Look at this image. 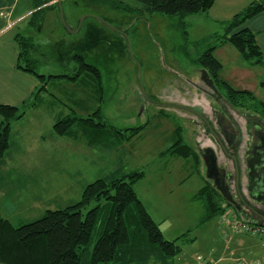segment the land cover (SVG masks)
Returning a JSON list of instances; mask_svg holds the SVG:
<instances>
[{
    "label": "rangeland",
    "instance_id": "rangeland-1",
    "mask_svg": "<svg viewBox=\"0 0 264 264\" xmlns=\"http://www.w3.org/2000/svg\"><path fill=\"white\" fill-rule=\"evenodd\" d=\"M12 1L17 15L27 14L14 28V36H32L46 56L40 73H63L64 64H70L75 54L82 53L103 73L104 118L122 129L148 125L138 136L114 150L90 147L84 139L58 137L53 125L60 113L75 109L77 114L86 116L79 102H85L90 111L99 103L87 87L66 80H51L39 105L12 123L6 156L8 167H0L2 216L19 226L40 218L48 209L78 202L87 184L99 173L115 169L122 159L126 171L145 172L135 189L149 214L160 224L164 237L171 241L192 229L190 238L196 240H178L182 251L173 258L174 264H209L206 254L212 249L221 250L219 246L229 241L233 231L221 223L220 217L224 215L232 220L246 217L224 201L218 217L195 227L203 207L200 201H192L191 195L206 182L212 186L215 183L209 178L201 156L198 162L187 159L190 165L181 158L161 156L174 142L173 135L180 126L186 143L196 149H213L218 166L226 169L225 182L234 195L232 163L215 139L217 135L224 140L218 121L219 115L227 117L213 97L197 89L202 88L209 94L212 91L197 62L199 48L193 43L187 47L178 26L179 18L147 15L138 8V3L129 0H122L123 4L116 7L92 5L88 0H62L67 25L73 31L83 15L96 16L84 19L76 33L63 26L57 0H43L39 7H33V0ZM227 5L219 0L212 7L214 14L228 12ZM38 10H41L40 22L32 28L29 20ZM210 10L207 18L204 13L186 18L191 41L215 30L216 22ZM103 20L109 25L103 24ZM222 102L235 122L243 127L246 124L243 114H251L249 109ZM191 174L187 184L178 188L182 176ZM239 181L243 195L247 196V181L242 172ZM237 232H233L232 246L240 245L241 257L251 261L254 259L250 258L264 252L260 236L245 230Z\"/></svg>",
    "mask_w": 264,
    "mask_h": 264
},
{
    "label": "trees",
    "instance_id": "trees-1",
    "mask_svg": "<svg viewBox=\"0 0 264 264\" xmlns=\"http://www.w3.org/2000/svg\"><path fill=\"white\" fill-rule=\"evenodd\" d=\"M43 0H33L39 7ZM92 5L116 7L122 0H88ZM138 3L147 15L156 14L178 17L181 36L187 47L192 43L199 48L197 62L202 73H208L218 96L230 107L248 108L264 117V102L249 90L234 88L221 75L223 66L215 57V51L230 44L250 66H262L264 54L256 41V34L245 26L246 22L264 12V0H252L231 19L220 22L218 30L196 40L189 38L187 17L195 13L207 14L215 0H129ZM41 10L31 15L29 24L36 28ZM95 19V17H93ZM97 20V19H96ZM103 24L107 25L103 22ZM108 26V25H107ZM19 47L17 68L37 78L39 85L31 97L21 106L0 104V167H8L6 156L10 148L12 123L26 116L39 105L40 97L48 92L51 80H66L89 88L98 101V107L90 111L85 102H79L88 115L60 113L53 130L58 137L84 139L90 147L114 150L138 136L147 123L131 128H116L102 114L105 96L103 73L89 62L82 53L75 54L65 72L43 74L39 72L46 63V56L32 36L17 34ZM192 44V45H193ZM264 90V79L260 82ZM160 114H164L160 111ZM167 116V115H166ZM174 142L161 156H176L198 162L200 151L185 142L182 128L178 126ZM118 163L115 169L99 173L84 188L82 198L66 207L48 209L43 216L15 226L0 212V264H174L173 258L181 253L178 240L193 241L192 230L175 240H167L139 198L135 185L145 177L139 170L126 171ZM203 207L196 227L218 217L222 203L231 204L218 186L205 183L194 195ZM90 207V208H88Z\"/></svg>",
    "mask_w": 264,
    "mask_h": 264
},
{
    "label": "crops",
    "instance_id": "crops-1",
    "mask_svg": "<svg viewBox=\"0 0 264 264\" xmlns=\"http://www.w3.org/2000/svg\"><path fill=\"white\" fill-rule=\"evenodd\" d=\"M224 1L225 3H228L227 5L228 12H224V13L222 12L223 13L222 15L221 12L220 13L215 12L214 14L213 8H211L210 10V12L214 14L213 21L216 22L215 24L216 27L215 30H213V32L218 30L220 22L231 19L236 13L244 9L252 0H224ZM217 2H219V0H215L213 7H216ZM26 16L27 14L25 13L20 15L16 14L14 1L0 0V104L20 106L31 97L32 93L36 90V88L39 85V81L37 80L36 77H34L29 73L23 72L17 68L19 47L15 40L13 30L16 27V25H18ZM207 17L208 15L206 14L205 18ZM10 24H12V26H10ZM245 26L256 34L257 44L260 46L264 54V12L249 19L246 22ZM215 57L221 62L223 66L221 75L227 82H229L236 89L251 91L260 101L264 102V93H262L264 92V90H262L260 87V82L264 79V62L262 66H250L246 64L242 59L240 53L230 44H225L219 47L215 51ZM230 61H234V62L231 63L230 65L229 64ZM197 89L199 91L201 89L200 92H203L205 95H209L210 97V94L206 92L204 89L202 88H197ZM210 93H213V91H210ZM0 121H1V117H0ZM205 123H207V125L209 124L206 119H205ZM198 150L200 151V148H198ZM175 157L176 156H169V158H175ZM177 158H181V157H177ZM119 161L121 160L119 159ZM187 164L190 165L191 163H189V161L187 160ZM190 177H192V174L189 176L188 175L182 176V182H179L178 188L180 189L183 188L187 184V181L190 179ZM223 185L228 186L227 184L226 185L223 184ZM215 186L217 187V185ZM197 192H193V194L191 195L190 199L192 201L194 199L193 198L194 195ZM188 230H192V229H188ZM229 230L231 229L229 228ZM233 232L235 234L238 233L237 231L233 230L232 233H230L229 235V241L226 244L221 243V246H219V249L221 250L215 251L212 249L206 254V257L209 259V264H236L237 259L244 258L241 257V255L239 254L240 253L239 250L240 249L242 250V248L238 247L239 244L232 246L233 245L232 242L234 241V236H235ZM192 239L194 240L190 242H194L196 240V238H192ZM260 257H264V252H262L261 254H257L254 258H250V259H255Z\"/></svg>",
    "mask_w": 264,
    "mask_h": 264
},
{
    "label": "flooded vegetation",
    "instance_id": "flooded-vegetation-1",
    "mask_svg": "<svg viewBox=\"0 0 264 264\" xmlns=\"http://www.w3.org/2000/svg\"><path fill=\"white\" fill-rule=\"evenodd\" d=\"M224 113L227 118L219 115L218 121L224 140L219 139L217 135L215 139L222 146L221 151L231 161L235 174L234 195L226 186L233 197L234 202L231 204L235 211L246 217V220L259 224L262 219L260 215L264 216V117L252 112L243 114L246 124L240 127L226 108ZM200 154L207 174L215 185L218 188L221 184L226 185V169L218 166L213 149L200 148ZM241 172L247 181V196L242 193L239 181Z\"/></svg>",
    "mask_w": 264,
    "mask_h": 264
},
{
    "label": "water",
    "instance_id": "water-1",
    "mask_svg": "<svg viewBox=\"0 0 264 264\" xmlns=\"http://www.w3.org/2000/svg\"><path fill=\"white\" fill-rule=\"evenodd\" d=\"M58 3V10H59V15H60V19L61 22L63 24V26L70 32H78L81 29L82 23L84 21V19H86L87 17H96L94 15H83L78 22L77 25V29L75 31H73L72 29H70V27L67 25L65 16H64V12H63V5H62V0H57ZM104 21V20H103ZM104 23L108 24L106 21H104ZM109 25V24H108ZM141 75V74H140ZM204 81L207 83V85L210 87V89L213 91V93H210V96L213 97L222 107L223 111H225V106L222 102V100L219 98V96L217 95L218 92L216 90V87L214 85V82L212 81V79L210 78V76L208 75V73H205L203 76ZM216 163V162H215ZM220 191L222 192V194L224 195V197L230 202L233 203V197L231 196L228 188L226 186H224L223 184L220 185L219 187ZM260 217L262 218L259 221V225H263L264 226V216L260 215Z\"/></svg>",
    "mask_w": 264,
    "mask_h": 264
},
{
    "label": "built area",
    "instance_id": "built-area-1",
    "mask_svg": "<svg viewBox=\"0 0 264 264\" xmlns=\"http://www.w3.org/2000/svg\"><path fill=\"white\" fill-rule=\"evenodd\" d=\"M221 223L225 224L228 227H231L234 231H248L253 235L260 236L264 241V226L253 224L246 219H228L227 216L220 217ZM236 264H264V257L259 259H254L248 261L244 258L237 260Z\"/></svg>",
    "mask_w": 264,
    "mask_h": 264
}]
</instances>
